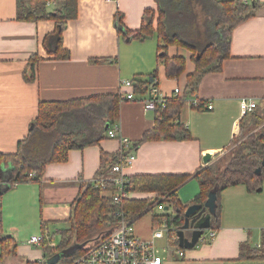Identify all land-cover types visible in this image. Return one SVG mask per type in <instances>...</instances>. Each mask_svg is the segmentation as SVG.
Masks as SVG:
<instances>
[{
  "label": "crops",
  "instance_id": "0c3cea01",
  "mask_svg": "<svg viewBox=\"0 0 264 264\" xmlns=\"http://www.w3.org/2000/svg\"><path fill=\"white\" fill-rule=\"evenodd\" d=\"M246 2L261 7L255 17L232 33L231 58L224 61L222 72L204 77L197 95L188 98L181 110L179 122L190 131L192 139L149 142L134 148L143 134L155 126L156 114L141 102L129 101L121 104L119 120L107 125L109 129L105 128L99 143L70 151L65 163L48 164L40 182L6 191L13 169L10 164L2 165L0 217L4 234L18 244V256L7 264L46 262L47 254L41 245L29 243L33 236L42 235L44 226L52 240L50 247L59 245V232L69 228L72 205L81 184L96 180L103 152L111 156L120 152L121 142L110 139L109 130L117 129L120 137L131 143L129 151L136 160L125 170L128 179L138 175H190L192 178L178 189L176 196L183 206L194 201L199 193V186L193 184L194 176L208 166L203 158L210 154L211 162H215L231 150L240 134L241 101L256 100L259 111H264V0ZM56 5L47 8L53 11ZM149 10L154 11L155 25V0H78V17L67 23L63 34L64 47L71 58L56 60L44 47L47 36L56 30V21H20L18 0H0V154L18 152L19 144L28 137L39 116L41 103L128 93L131 89H121L122 81H146L156 71L160 94L173 98L176 88L184 91L188 76L195 71L192 51L188 49L186 55L177 47L175 54L168 51L170 58L184 59V71L177 75L181 66L174 62L167 65L158 59L162 44L156 35L139 41L125 39L119 32L118 24L123 30H140ZM36 55L40 61L31 80L28 67ZM165 76L166 83L174 87H161ZM195 99L211 102L213 109L202 111L192 107ZM107 188L100 194L110 199L116 188ZM129 194L127 201L143 202L158 193L129 190ZM220 204L217 229L206 230L205 240L200 239L195 248L184 250L185 259L169 254L165 264H264L263 255L256 257L257 253L264 254V186L255 194L248 193L243 186L229 188L221 194ZM152 212L134 223V233L141 239L152 238V231L157 228L154 216L164 215ZM210 230L216 232L214 240L208 239ZM167 242L159 240L157 244L166 247Z\"/></svg>",
  "mask_w": 264,
  "mask_h": 264
},
{
  "label": "trees",
  "instance_id": "16d2710c",
  "mask_svg": "<svg viewBox=\"0 0 264 264\" xmlns=\"http://www.w3.org/2000/svg\"><path fill=\"white\" fill-rule=\"evenodd\" d=\"M49 0H18V19L26 22L56 21V30L47 36L44 47L56 60H69L71 53L64 47L63 34L69 21L78 17V0H57L58 6L50 11L47 8ZM157 3V20L154 25V11L145 13L140 30H123L118 24L119 32L125 39L145 41L157 36L162 46L158 59L167 65L176 63L181 66L177 75L183 73L184 59L170 58L169 47H183L193 52L195 71L188 76L187 85L181 95L170 98L163 108L158 106L155 110V126L146 131L134 148L143 144L158 141H187L192 139L190 131L179 122V116L188 98L196 96L202 80L208 74L220 73L223 63L230 59V43L234 30L255 17L260 9L258 3H249L246 0H155ZM211 28L214 25L220 32V41L205 40L200 43L195 40L196 27L200 26L199 11ZM207 26V25H206ZM208 33L205 32V34ZM202 33V38L205 35ZM208 37V36H207ZM201 45V46H198ZM40 61L38 55L33 56L29 63L30 79L36 75V67ZM27 77V76H26ZM29 78V77H27ZM156 80L157 71L146 81L136 79L133 86L134 94L138 99L149 97V89ZM153 86V85H152ZM123 96L106 95L95 98L80 99L71 102L41 103L39 116L32 124L28 137L19 144L16 154H0V168L2 165L12 166V176L8 181L6 191L17 185L38 183L48 164L65 163L72 150L84 149L87 146L99 143L104 138L107 125L115 124L120 117V106ZM129 102V101H126ZM198 110H208L209 101H199ZM259 108V107H258ZM256 109L252 114L244 116L240 122L238 144H232L229 160L223 164L218 159L210 162L208 166L198 172L194 179L199 184V193L194 201L183 206L176 196L180 187L187 183L190 175H138L129 179L128 187L132 192L158 193L167 206L174 208L177 216L164 214L154 216V228L166 224L169 228H182L185 224V211L191 205H204L209 193L218 187V208L216 216L212 218L211 230L218 227L221 217V194L233 187L243 186L248 193L261 192L264 186V111ZM103 134V135H102ZM130 150V149H129ZM122 160L121 153L111 156L101 155V167L93 183H82L80 194L72 205L71 216L68 221L69 228L59 232L61 241L56 248L50 247L52 241L49 233L43 227V241L41 247L47 254L46 262H27L25 264H48L59 253L69 249L75 244L88 245L92 241L104 236L118 226L117 212L122 211L125 217L134 223L142 215L150 213L154 203L146 201H125L116 206L112 199L101 196V188L97 182L108 179L114 165ZM261 168V174L257 170ZM31 174H35L31 178ZM107 189L113 185L107 181ZM206 211L200 219L207 216ZM179 246V241L175 243ZM264 248V244L261 249ZM18 244L11 236L3 231L0 217V264L18 256ZM84 251L81 248L73 256L62 259L58 264H64L80 256ZM262 252V251H259ZM263 255L257 253L256 257ZM250 258H253L252 256Z\"/></svg>",
  "mask_w": 264,
  "mask_h": 264
},
{
  "label": "built area",
  "instance_id": "2783aa9c",
  "mask_svg": "<svg viewBox=\"0 0 264 264\" xmlns=\"http://www.w3.org/2000/svg\"><path fill=\"white\" fill-rule=\"evenodd\" d=\"M56 2L57 0H51L47 5L50 7L51 5H56ZM155 84L156 80L153 82V86H150L149 97L138 99L133 91L134 82L122 81L121 89H131V92L128 93L120 92V95L124 98L122 103L125 101L141 102L147 110H152L154 112L158 106L164 108L170 98L160 94ZM181 93V90L176 88L174 95L177 97L181 95ZM191 105L192 107H198L200 102L195 99L191 102ZM240 107L242 116L244 117L252 114L259 107V102L252 99H244L241 101ZM207 109H213V104L211 102L207 105ZM108 137L110 139L120 140L122 160L120 163L113 166L110 177L98 181L97 186L102 190H106L108 186L106 182L109 181L113 187L116 188V193L110 194L111 199L116 206H120L130 197L128 187L129 179L125 175V170L132 167L136 160V156L131 153L132 151H129L131 146L130 141L120 137L117 129L109 130ZM34 177L35 174H31V178ZM165 198L166 197H161L160 194H153L152 198L149 199L151 203H154V208L157 207L160 212H164L167 207L169 210L171 209V207L163 203ZM116 215L119 218V222L114 231L92 241L84 247V251L80 256L64 264H165L169 259V254L173 255L174 253L178 259L186 258L184 249L175 245V243L179 241L178 231L180 228H169L166 224H163L152 231V238L150 240H144L135 235L133 229L134 222L125 217L124 212L119 211ZM176 216L177 214L173 217ZM207 233L208 239H215V231L210 230V232ZM205 236H202L201 241L205 240ZM159 240H167L169 241L167 242L169 245L160 247L157 244ZM42 241L43 235H39L33 236L29 240V243L31 245H41ZM52 246L54 247V245Z\"/></svg>",
  "mask_w": 264,
  "mask_h": 264
},
{
  "label": "water",
  "instance_id": "95a60500",
  "mask_svg": "<svg viewBox=\"0 0 264 264\" xmlns=\"http://www.w3.org/2000/svg\"><path fill=\"white\" fill-rule=\"evenodd\" d=\"M130 40V39H129ZM128 40V41H129ZM163 54H160L162 56ZM109 129V126L106 128ZM212 156L210 154L206 155L203 158L205 164H209L211 162ZM264 166V160L262 162ZM262 169L259 168L256 172L257 175L261 174ZM218 187L216 186L208 196L207 201L204 205H191L185 211V224L184 226L178 231V238H179V246L184 250H191L196 247L199 240L203 236L206 230L211 229L212 225V218L216 216L217 208H218ZM169 208H166L168 211ZM208 212L207 216L203 219L200 217L205 213ZM187 233H191V237L188 238L186 236ZM86 245H78L75 244L69 249L59 253L55 258L48 261V264H58L62 259L68 258L73 256L75 252L81 248H84Z\"/></svg>",
  "mask_w": 264,
  "mask_h": 264
},
{
  "label": "rangeland",
  "instance_id": "374dc122",
  "mask_svg": "<svg viewBox=\"0 0 264 264\" xmlns=\"http://www.w3.org/2000/svg\"><path fill=\"white\" fill-rule=\"evenodd\" d=\"M199 20H200V25H201V28H200V26H197L196 28V34H195V40H198L200 43H203L206 39L207 40H209V41H211L212 39H217L216 41V43H218V41H220V32L219 31H217L216 30V28L214 27V25H211V28H209V26H208V24H207V22H206V20H205V18H204V14H202V12H201V10L199 11ZM207 25V26H206ZM208 31V33H206L205 34V32H207ZM202 33H204L205 35H204V37L202 38ZM208 36V37H207ZM213 41V40H212ZM198 46H201V45H198ZM181 49H179L180 50V53L181 52H183L182 54H187V52H188V49H185V48H183V47H180ZM182 49H183V51H182ZM177 50L178 49H176V47H170L169 48V54L170 55H172V54H175V53H177ZM166 80H167V78H166V76L163 78L162 77V79H161V87L163 88V89H165V88H168V86H171V87H174L173 85H171V84H169V83H166ZM166 90V89H165ZM126 102V101H125ZM239 137V136H238ZM238 137L235 139V142H234V145H236V144H238L239 142H238ZM232 148H233V146H232ZM231 148V149H232ZM230 151L231 150H228L226 153H224V154H222L221 156L222 157H220V158H217V160L218 159H220V160H222V159H224L223 157H226L227 156V158H225L224 160H223V164H225L228 160H229V153H230ZM216 160V161H217ZM193 184L195 185V186H199V184L195 181V182H193ZM186 190H188L189 191V187H187L186 188ZM190 192V191H189ZM192 194V193H191ZM223 194V193H222ZM1 195V194H0ZM0 211H1V202H0ZM152 213H159V210H158V208L157 207H155L154 209H153V212ZM0 214H1V212H0ZM161 214H166V215H171V216H175V214H176V212H175V210H174V208H171L169 211H164L163 213L161 212Z\"/></svg>",
  "mask_w": 264,
  "mask_h": 264
},
{
  "label": "flooded vegetation",
  "instance_id": "af4514ba",
  "mask_svg": "<svg viewBox=\"0 0 264 264\" xmlns=\"http://www.w3.org/2000/svg\"><path fill=\"white\" fill-rule=\"evenodd\" d=\"M186 236L189 237V236H190V233H187ZM189 238H190V237H189Z\"/></svg>",
  "mask_w": 264,
  "mask_h": 264
}]
</instances>
